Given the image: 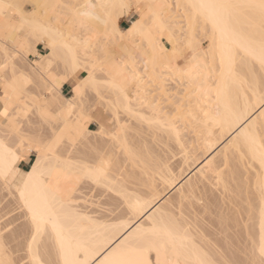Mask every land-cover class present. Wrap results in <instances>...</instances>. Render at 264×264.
I'll list each match as a JSON object with an SVG mask.
<instances>
[{"label":"bare ground","instance_id":"6f19581e","mask_svg":"<svg viewBox=\"0 0 264 264\" xmlns=\"http://www.w3.org/2000/svg\"><path fill=\"white\" fill-rule=\"evenodd\" d=\"M25 1L0 0V264H264V0ZM84 181L132 221L78 211Z\"/></svg>","mask_w":264,"mask_h":264},{"label":"rangeland","instance_id":"374dc122","mask_svg":"<svg viewBox=\"0 0 264 264\" xmlns=\"http://www.w3.org/2000/svg\"><path fill=\"white\" fill-rule=\"evenodd\" d=\"M19 2H24L25 0H18ZM64 1H68V0H64ZM165 1V0H164ZM167 2V4H169L170 2L172 3H175V0L173 1V0H169L170 2H168V0H166ZM26 3H20L21 5H23V7H22V9L24 10V11H28V12H30L32 9H33V6H32V4L31 3H29V2H27V1H25ZM161 3H164V2H161ZM166 3H164V4H166ZM172 3V4H173ZM162 5V4H161ZM176 4H174V6H175ZM167 6L168 5H166L165 7L167 8ZM169 6H171V5H169ZM164 6H162V8H163ZM164 7V8H165ZM173 7V6H172ZM176 7V6H175ZM175 7H173L174 8V10H175ZM147 7H146V5H145V3H143V2H141L137 7H136V9H138V10H132V12H130L129 14H128V16L125 18V19H123L121 22H120V27L122 28V29H125L126 27H128L129 26V23L131 22V21H134V20H136V19H139L140 17H142L143 15V18H146L145 17V15L146 14H148V13H146L145 11H147V9H146ZM165 8V9H166ZM168 8H170V7H168ZM172 9V8H171ZM177 9V8H176ZM169 10V9H168ZM174 10H173V12H174ZM178 10V9H177ZM173 12H171L170 11V13H168L167 12V9L165 10V14H167L168 13V15L169 14H172ZM178 12V11H177ZM177 12H176V14H175V12L173 13V14H175V16L176 15H179V14H181L180 12L177 14ZM53 15V14H52ZM51 15V16H52ZM55 15V14H54ZM147 16V18H148V15H146ZM147 18H146V21L147 22H149L148 20H147ZM176 20H180V21H182L181 23H180V26L181 27H185V23L186 22H184V18L183 17H181V18H179V17H177V19ZM185 24V25H184ZM195 25V24H194ZM198 26H199V28H198ZM195 28L197 27L198 29L196 30L195 29V35H196V41L198 42V44H199V46H200V48L203 50V52H207L208 50H209V48L211 49L212 48V42H211V40H210V38L208 37V35H207V33H208V31H207V33H206V30L205 31H203V28L199 25V24H196V26H194ZM201 28V29H200ZM176 30V29H175ZM184 30H185V28H184ZM200 30V31H199ZM181 31H183V30H181ZM204 32V33H201V32ZM206 33V34H205ZM19 34V33H18ZM180 34H181V32H180ZM202 34V35H201ZM12 35V34H11ZM20 35H21V33H20ZM205 35V36H204ZM100 38V37H99ZM182 38H184V37H182ZM209 40H208V39ZM101 39H104L103 38V36L101 37ZM9 40H12V38H10L9 37V39H8V43H10V41ZM105 40V39H104ZM101 41H103V40H101ZM101 41H99L100 43H98V45L100 44H102V42ZM107 41V39L105 40V41H103V44L105 45V42ZM162 41H163V44L165 45V47H167V48H170L171 46H170V42H168V40H167V38L166 37H162ZM182 41H183V39H182ZM181 41V42H182ZM12 42V41H11ZM139 42H142V41H138V42H136L137 43V45H138V43ZM12 43H14V42H12ZM11 43V44H12ZM108 43H109V41H108ZM107 42H106V46H107V44H108ZM136 43H134L135 45H136ZM143 43V42H142ZM141 43V44H142ZM10 44V45H11ZM109 44H111V43H109ZM108 44V46H110ZM210 44H211V47H210ZM107 46V47H108ZM114 46V45H113ZM113 46H110L109 47V49H116L115 47H113ZM138 46H141L140 45V43H139V45ZM142 47V46H141ZM94 48V47H93ZM98 49V47L96 48H94V49H92V52H91V54L93 55V56H95L93 53L96 51ZM38 50H39V52L41 53V54H43V55H45L48 51L44 48V46L43 45H39L38 46ZM100 54H99V52H97V56L98 57H100L99 56ZM36 57H34L33 55L31 56H29L28 57V64L30 65V64H32L34 61H36ZM177 63L180 65V66H184L185 64H186V61H185V59H183V58H178L177 59ZM1 62H2V60L0 59V64H1ZM59 72H61V70L60 71H58V73ZM63 72V71H62ZM62 75H63V73H61ZM60 76V79H61V82H62V87H61V85L60 86H58V87H60L59 89L61 90V94L62 95H64L66 98H70L72 95H73V86L75 85V84H77L78 82L80 83L81 82V79H83L84 77H86V73H79L78 75H77V77L75 78V80H70V78H66L67 76L65 75V77L64 76ZM61 77H63V79L61 78ZM65 78H66V80H65ZM63 80V81H62ZM69 82H71V83H69ZM160 87H161V85L160 84H157V83H152L151 84V89H153L154 90V94H156L157 95V97H156V99L157 100H159L160 99V101H159V103L161 104L160 106L161 107H163L164 108V112L165 113H168V115H169V118H175V116H179L180 115V113H179V109H177V107L179 106V105H174V103L172 102V101H166V99L164 98V96L162 95V89H160ZM192 88H190V90H191ZM2 90V87H1V85H0V91ZM87 92H86V94L88 95V92H89V90H86ZM92 92V90H90V94H92L91 93ZM85 94V95H86ZM89 94V95H90ZM93 95H94V97H95V94L93 93ZM93 95H90L89 97V101L90 100H92V96ZM192 96V95H191ZM192 97H194V94H193V96ZM86 98H88L87 96H86ZM190 99H188V100H186V101H183V102H185V103H188V106H187V104L184 106V109H185V107H191V105H192V107L193 108H195L194 107V101H193V99H191L192 100V102H193V104H192V102L191 103H189V102H187V101H189ZM173 104H172V103ZM185 103H182V105L183 104H185ZM181 105V104H180ZM192 107H191V109H192ZM178 110V111H177ZM187 110V109H186ZM182 111H185V110H182ZM31 113V112H30ZM29 114V113H28ZM31 116H32V114H31ZM34 116V115H33ZM32 116V119L34 118V117H36V116H34L33 117ZM125 116V115H124ZM28 118V120H29V117H30V115L29 116H27ZM121 117H123L122 115H121ZM37 118V117H36ZM125 118V117H124ZM124 118H122V119H124ZM38 119V118H37ZM3 120H5L4 119V117L1 115V107H0V122L1 121H3ZM24 120V119H23ZM23 120H21L22 122H23ZM26 120V119H25ZM24 120V121H25ZM35 120V121H34ZM34 120H31V117H30V121H34L32 124L34 125V128H37V127H35V125L37 126V124H39L40 122L38 121H36V119H34ZM39 120V119H38ZM29 121V122H30ZM22 122H21V125H22ZM26 122V124H27V121H25ZM35 122H37V123H35ZM94 121H90L89 122V124H88V129L89 130H91V131H97L98 130V126H97V124L94 122ZM24 123V122H23ZM40 124H42V123H40ZM30 125V124H29ZM43 125V124H42ZM26 126V125H25ZM31 126V125H30ZM40 127L38 128V131L40 130V128L41 127H43V126H41V125H39ZM20 127H23V126H20ZM45 127V126H44ZM25 128V127H24ZM34 128H32V129H34ZM35 131H37V130H35ZM222 148V147H221ZM219 150H220V148H219ZM216 152H218V151H216ZM29 155V156H28ZM19 164H18V167L20 168V169H22V170H28L29 169V167H30V165H31V163L34 161V159L36 158V156H35V153H33V152H31V153H29ZM32 157V158H31ZM122 157V158H121ZM121 158V159H120ZM121 160L120 162L122 163L124 160L123 159H126V157L125 156H123V155H118V159L117 160ZM24 161H26V162H24ZM119 162V164H120V166L122 165L121 163ZM127 161L125 160V162H123V165L126 163ZM121 166V167H124V169L126 170L127 169V165L125 164L124 166ZM126 167V168H125ZM128 168H130V166H128ZM131 170H133L132 172L130 171L129 172V169H127L126 171H128L129 173H134V174H136L135 176H139L140 174H137L138 172V170H134V168L133 169H131ZM136 173H135V172ZM137 176V177H138ZM139 178V177H138ZM135 185V184H134ZM138 186H140L141 187V185H138ZM167 187V185H164V186H161V187H159V193H164V192H162V191H164V189ZM76 191V205H77V210L78 211H80L81 213H83V214H87V216H90L91 218H93L94 220H97V221H99V223H106V221H107V224H112L113 223V225H120L121 223H124V224H126L127 222L128 223H130L132 220V217H131V215H128V214H130L129 212H128V210L126 209V210H124L123 208L124 207H126V206H123V205H121V204H119L120 205V207L122 208V206H123V208L121 209L119 206H118V202L116 203H114L113 201H115L116 199L115 198H113V197H111V193H109L110 195H108V193H106V192H108V191H106L105 189H101L100 187H97V186H95L94 184H92V183H90V182H88V181H84V182H81V183H79V185L77 186V190H75ZM105 192V193H104ZM108 195V196H107ZM0 200H1V198L2 199H5L4 200V202H3V204L5 203V205H8L7 204V201H8V203H11L10 201H12L11 200V198L9 197V200H8V198L5 196V195H3V194H1L0 193ZM3 196V197H2ZM112 196H114V195H112ZM7 198V199H6ZM109 198H110V200H109ZM176 198H177V194H176V192L174 193V194H170L168 197H167V199H169L170 201H174L175 202V200H176ZM112 199V200H111ZM115 199V200H114ZM111 201V202H110ZM111 203H113V205H110ZM115 204V205H114ZM167 204V203H166ZM117 207V208H115L114 209V207ZM113 210H115L113 213L111 212V211H113ZM124 212H123V211ZM111 213L113 214V215H111ZM110 214V215H109ZM11 215H13V213L11 214ZM109 215V216H108ZM106 216H108L107 218H106ZM110 217V218H109ZM111 217H113V218H115V217H117V219H113V220H110L111 219ZM105 218H106V220H105ZM131 218V219H130ZM107 219H109L110 220V222H109V220H107ZM131 220V221H130ZM105 221V222H104ZM109 222V223H108ZM116 223V224H115ZM16 256V258H17V254H15ZM13 257H14V255H13ZM24 264H26L25 263V261H24Z\"/></svg>","mask_w":264,"mask_h":264},{"label":"crops","instance_id":"0c3cea01","mask_svg":"<svg viewBox=\"0 0 264 264\" xmlns=\"http://www.w3.org/2000/svg\"><path fill=\"white\" fill-rule=\"evenodd\" d=\"M30 168V167H29Z\"/></svg>","mask_w":264,"mask_h":264}]
</instances>
